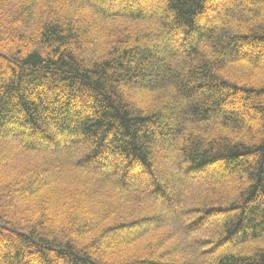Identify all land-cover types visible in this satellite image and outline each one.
I'll list each match as a JSON object with an SVG mask.
<instances>
[{"label": "trees", "instance_id": "1", "mask_svg": "<svg viewBox=\"0 0 264 264\" xmlns=\"http://www.w3.org/2000/svg\"><path fill=\"white\" fill-rule=\"evenodd\" d=\"M108 2L0 0L1 264H264V0Z\"/></svg>", "mask_w": 264, "mask_h": 264}, {"label": "rangeland", "instance_id": "2", "mask_svg": "<svg viewBox=\"0 0 264 264\" xmlns=\"http://www.w3.org/2000/svg\"><path fill=\"white\" fill-rule=\"evenodd\" d=\"M109 1H110V2H108L109 4L111 2H114L115 4H119V7L120 8L121 7H125L129 11H132L131 9H134L133 5H137V6L142 5V7L145 6V7H148V8L150 7L151 8V6L152 7H157L158 4H159L158 5V7H159V6H161V3H163V2H161V0H128V1H126V0H117V1L116 0H109ZM92 3L93 4H96L98 7H101L102 6L100 3H97V2H92ZM104 5H106V6L105 7L103 6L102 8H104L106 11L111 10V8L109 7V5L107 3H105ZM160 9L161 8H159V11H161ZM217 9H220V6L219 5H217ZM213 17H214L213 14L212 15L211 14L208 15V18H213ZM151 45H155L157 47L160 46V44L159 43H156V42L155 43L152 42ZM0 64H1V61H0ZM63 141L65 143H62V144L66 147V149L67 148L68 149H71L70 147H68L69 138L65 137L63 139ZM82 144L83 143H81V147H79V148H84L85 147V145L84 144L82 145ZM168 144H171V142L169 140H168ZM171 148L170 147H167V148H164V149L157 148V149L154 150L155 159H156L154 161V165H155V168H156V176L158 177V179L162 183L165 182V180H164L163 177L170 176V175H173L174 174V173L173 174L171 173V170H170L171 168H170V165L168 164V162H170L169 160L171 159V155H172ZM114 164H116V163H114L113 160H108L107 161V165H106L107 167L105 168V171H107L106 174H107L108 177L114 178L115 181H118V179L116 178L115 171H114L115 168H113L114 167ZM211 168H213V169H211ZM116 172H117V169H116ZM219 172H223V166H221L218 162L211 163L210 169L207 170V173L208 174H214V175H216V173H219ZM135 183H136V185H141L143 187L145 186V191L146 192H149V190L151 189V187H150L151 179H149L147 177L139 176V178L136 179V182ZM208 187L209 186H207V188ZM207 188L205 190L206 193H207ZM168 191H169L168 192L169 195H167L168 197H170V195H171L172 198L176 197L174 189L168 190ZM157 196H159L158 197L159 199H164L165 198L164 197L165 196L164 194H161V195L158 194ZM167 208L171 210V208H169V207H167ZM222 215H224V213H222ZM215 218H217V217H215ZM215 218H213L211 221L213 222V220ZM164 231L165 232H168L169 229L168 228L167 229H164ZM127 232H130V231L127 230ZM159 234H161V233H158L157 235H159ZM123 235H125V234H123V233H116V234H113L112 236H110V238H112V239H119V238L123 237ZM145 244H146V242H143L142 243V246L145 245ZM13 247H14V245L10 241H8L7 239H5L4 237H2L0 235V255L4 251L10 252L11 249H13ZM30 255L31 256L29 258V261L25 262V264H41L40 263L41 261H40L39 258H37L35 255H32V254H30ZM207 258L209 259V257H207ZM0 261L3 262V260H1V258H0ZM0 264H1V262H0ZM177 264H179V263H177Z\"/></svg>", "mask_w": 264, "mask_h": 264}]
</instances>
